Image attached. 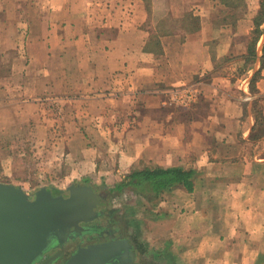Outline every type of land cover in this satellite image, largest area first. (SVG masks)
<instances>
[{
	"label": "crops",
	"instance_id": "crops-1",
	"mask_svg": "<svg viewBox=\"0 0 264 264\" xmlns=\"http://www.w3.org/2000/svg\"><path fill=\"white\" fill-rule=\"evenodd\" d=\"M261 2L0 0V107L31 103L42 127L46 107L78 106L67 130L115 129L125 166L194 170L147 197L162 264H264V21L256 58L232 68ZM189 82L199 99L175 116L168 92Z\"/></svg>",
	"mask_w": 264,
	"mask_h": 264
},
{
	"label": "rangeland",
	"instance_id": "rangeland-1",
	"mask_svg": "<svg viewBox=\"0 0 264 264\" xmlns=\"http://www.w3.org/2000/svg\"><path fill=\"white\" fill-rule=\"evenodd\" d=\"M254 4L249 3L253 8L252 11L256 8L253 7ZM261 7L262 2L255 10L256 19L259 17ZM245 8L246 5L242 4V9ZM259 35L255 25L251 41L252 48L256 50L261 37ZM246 62L245 56L234 61L232 68L241 73L246 67ZM2 99L0 98V106L5 104ZM28 104L17 108L0 107V181L16 184L30 193L36 192L43 186L67 189L74 183L84 182H91L98 188H109L108 206L115 208V212L112 213L115 221L120 226L122 224L125 230L131 228L134 239L143 248L139 255L141 258L136 257L135 264H162L161 251L156 247L151 249V245L143 243V225L150 221L152 210H157L155 213L159 214V206L155 207L151 204L142 192L129 189L128 186H119L133 169L147 165L154 166V164L141 160L134 165L125 166L115 153V129L67 130L69 124H65L66 120L67 122L70 120L72 124L80 121V117L76 114L79 111L78 106L68 107L65 117L60 106L46 107L41 127L33 115V112H37V108L31 103ZM170 106L178 108L175 116L185 114L184 110H179L184 107L175 104ZM105 117L107 122H110L108 126L111 127L112 116L105 115ZM53 126H61L62 129L53 130ZM141 190L145 191L146 188L142 186ZM103 221L106 220L104 218L96 220L95 224H102Z\"/></svg>",
	"mask_w": 264,
	"mask_h": 264
},
{
	"label": "water",
	"instance_id": "water-1",
	"mask_svg": "<svg viewBox=\"0 0 264 264\" xmlns=\"http://www.w3.org/2000/svg\"><path fill=\"white\" fill-rule=\"evenodd\" d=\"M76 194L98 198L91 183H74L67 189L43 186L30 193L0 181V264H34L48 249L51 237L82 207ZM130 246L129 240L117 239L80 247L66 264H108L114 257L112 264L124 262Z\"/></svg>",
	"mask_w": 264,
	"mask_h": 264
},
{
	"label": "flooded vegetation",
	"instance_id": "flooded-vegetation-1",
	"mask_svg": "<svg viewBox=\"0 0 264 264\" xmlns=\"http://www.w3.org/2000/svg\"><path fill=\"white\" fill-rule=\"evenodd\" d=\"M85 183L91 182L82 184ZM92 185L98 198L84 194L75 195L77 204L82 206L81 210L77 209L78 211L73 214V217H77V219L74 220L71 216L65 221L66 223L59 228V233L51 237L48 249L35 260L34 264H66L67 260L80 247L117 239H127L131 246L129 255H127L128 259L124 262L113 264H135V258L141 255L142 246L134 239L131 228L125 230L122 224L120 226L115 221V217L112 214L115 212V208L108 206L107 192L109 188H98L94 184ZM103 218L106 221H103L102 224H95L96 220H103ZM61 249L63 250L61 251ZM54 255L56 256L55 259L46 263ZM114 261L115 257L110 259L108 264H112Z\"/></svg>",
	"mask_w": 264,
	"mask_h": 264
},
{
	"label": "trees",
	"instance_id": "trees-1",
	"mask_svg": "<svg viewBox=\"0 0 264 264\" xmlns=\"http://www.w3.org/2000/svg\"><path fill=\"white\" fill-rule=\"evenodd\" d=\"M255 20L256 29L260 34V25L262 21H264V0H262V7L259 17H257ZM259 36H261V34ZM251 56H254L252 59L256 58L257 56V50L253 49L252 46L246 56V64L252 60L249 59ZM255 80L256 77H254L253 82ZM193 175L194 170L186 169L182 166L164 167L160 165H147L142 168L138 167L133 169L126 175V179L119 183V186H128L129 189L142 192V194H144L146 197L158 198L163 192L171 189L177 184H185L187 187H191ZM142 186L144 189L146 188L145 191L141 190Z\"/></svg>",
	"mask_w": 264,
	"mask_h": 264
},
{
	"label": "built area",
	"instance_id": "built-area-1",
	"mask_svg": "<svg viewBox=\"0 0 264 264\" xmlns=\"http://www.w3.org/2000/svg\"><path fill=\"white\" fill-rule=\"evenodd\" d=\"M168 93L169 98L166 104H175L178 106H190L197 102L200 96L199 87L192 82L175 86Z\"/></svg>",
	"mask_w": 264,
	"mask_h": 264
}]
</instances>
